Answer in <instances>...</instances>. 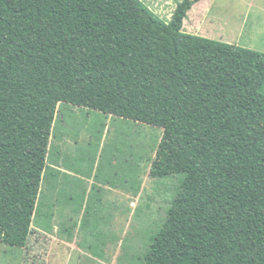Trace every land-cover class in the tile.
<instances>
[{"label":"trees","instance_id":"16d2710c","mask_svg":"<svg viewBox=\"0 0 264 264\" xmlns=\"http://www.w3.org/2000/svg\"><path fill=\"white\" fill-rule=\"evenodd\" d=\"M198 1L167 22L142 0H0V243L52 215L67 102L163 129L150 175L179 185L144 264H264V52L185 32Z\"/></svg>","mask_w":264,"mask_h":264},{"label":"rangeland","instance_id":"374dc122","mask_svg":"<svg viewBox=\"0 0 264 264\" xmlns=\"http://www.w3.org/2000/svg\"><path fill=\"white\" fill-rule=\"evenodd\" d=\"M147 3L170 20L174 0ZM183 30L264 52V0H200ZM162 132L59 102L47 159L59 175L45 177L40 191L52 215L34 217L24 247L0 243V264H144L149 236L179 185L180 175H150Z\"/></svg>","mask_w":264,"mask_h":264},{"label":"crops","instance_id":"0c3cea01","mask_svg":"<svg viewBox=\"0 0 264 264\" xmlns=\"http://www.w3.org/2000/svg\"><path fill=\"white\" fill-rule=\"evenodd\" d=\"M142 1H143L147 6L150 7V5L147 3L149 0H142ZM163 1H165V0H163ZM177 1H180V0H174V5H173V7L171 8V12L169 13V17H170V18H171V16H172V13H173L175 7H176V2H177ZM199 1H200V0H199ZM199 1H198V2H199ZM195 4H196V3H195ZM195 4H194V5H195ZM194 5H193V6H194ZM193 6H192V7H193ZM191 9H192V8H191ZM191 9H190V10H191ZM190 10H189V11H190ZM189 11H188V12H189ZM154 12H155V11H154ZM157 14H158V13H157ZM158 15H159V14H158ZM159 16H161V15H159ZM187 16H188V15H187ZM169 17H168V18H169Z\"/></svg>","mask_w":264,"mask_h":264}]
</instances>
